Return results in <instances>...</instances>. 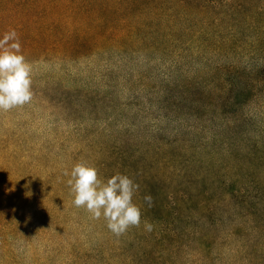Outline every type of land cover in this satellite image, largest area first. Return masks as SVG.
<instances>
[{
    "label": "rangeland",
    "instance_id": "obj_1",
    "mask_svg": "<svg viewBox=\"0 0 264 264\" xmlns=\"http://www.w3.org/2000/svg\"><path fill=\"white\" fill-rule=\"evenodd\" d=\"M203 16L205 32L180 34V48L21 50L33 99L0 112V198L61 197L49 264H264V0H210ZM82 161L139 186V227L116 237L73 205L63 173ZM24 234L13 250L35 264L49 241Z\"/></svg>",
    "mask_w": 264,
    "mask_h": 264
},
{
    "label": "trees",
    "instance_id": "obj_2",
    "mask_svg": "<svg viewBox=\"0 0 264 264\" xmlns=\"http://www.w3.org/2000/svg\"><path fill=\"white\" fill-rule=\"evenodd\" d=\"M209 3L210 0H0V38L15 29L21 50L84 59L110 49L122 56L131 47L159 50V43L168 45V40L180 48L188 42L177 36L190 37L194 29L198 35L204 31L207 23L203 15ZM116 171L121 173L120 168ZM149 191L144 190V196L150 195ZM56 199L61 205V197L51 195L39 198L15 194L0 198V264H23L22 255L15 254L11 240L24 232L29 245L33 231L49 241L43 258L35 264L53 260L60 244L52 238V231L61 236L57 229L63 225V214L49 210ZM145 204L143 199L140 205ZM151 215L154 216L153 210ZM50 217L57 220L56 230L48 222ZM119 252L125 253L124 248H119ZM32 258L37 259V254L33 253Z\"/></svg>",
    "mask_w": 264,
    "mask_h": 264
},
{
    "label": "clouds",
    "instance_id": "obj_3",
    "mask_svg": "<svg viewBox=\"0 0 264 264\" xmlns=\"http://www.w3.org/2000/svg\"><path fill=\"white\" fill-rule=\"evenodd\" d=\"M32 85L33 65L21 52L17 31L10 29L0 38V112L30 104ZM63 175L69 177L67 186L74 197L73 205L83 208L94 220L103 218L114 236L120 237L130 227L140 226L141 210L133 203L139 186L128 176L116 174L104 181L95 166L83 161ZM144 201L150 206L152 197L145 195ZM152 228L144 222L146 231L151 232Z\"/></svg>",
    "mask_w": 264,
    "mask_h": 264
}]
</instances>
